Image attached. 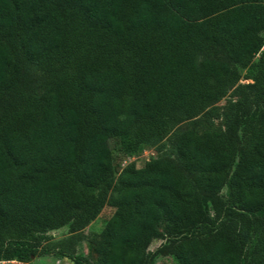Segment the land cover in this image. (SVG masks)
<instances>
[{"label": "trees", "instance_id": "obj_1", "mask_svg": "<svg viewBox=\"0 0 264 264\" xmlns=\"http://www.w3.org/2000/svg\"><path fill=\"white\" fill-rule=\"evenodd\" d=\"M234 86L224 133L185 131L177 160L117 168L114 153L163 141ZM106 204L120 215L93 235L95 261L57 256L264 264V0H0V264L50 255L48 232L75 235Z\"/></svg>", "mask_w": 264, "mask_h": 264}, {"label": "rangeland", "instance_id": "obj_2", "mask_svg": "<svg viewBox=\"0 0 264 264\" xmlns=\"http://www.w3.org/2000/svg\"><path fill=\"white\" fill-rule=\"evenodd\" d=\"M29 73L34 80L33 92L39 94L42 90L37 80V72L33 66H29ZM250 82V80L242 79L239 84L245 85ZM240 98V89L236 86L230 88L223 98L209 105L203 114L194 119L180 122L163 141L144 146L139 153L125 158H121L114 153L115 165L120 169L122 166L132 163L137 168H140L145 162L151 159L177 160L173 147L176 136L189 130H194L197 133H224L226 125L231 119L230 115L234 110L232 105L240 100ZM222 193H225V189L222 190ZM205 208L208 210L210 208L209 204H206ZM119 215V208L106 204L102 207L97 217L75 235L69 233L67 226L56 231L48 232L45 235V239L41 242V247L51 251L50 255L33 258L30 264H72L68 259L57 256L56 252H58V250L76 256H83L93 263L95 261V255L90 252L93 235L99 233L108 220L117 219ZM158 229L163 233V236L161 239L154 240L149 245V252L156 250L166 239V223H160ZM155 264H175V260L173 256L167 252L159 255L155 260Z\"/></svg>", "mask_w": 264, "mask_h": 264}]
</instances>
